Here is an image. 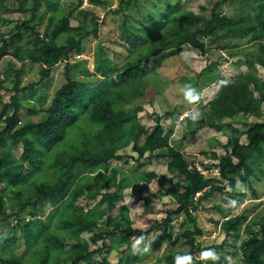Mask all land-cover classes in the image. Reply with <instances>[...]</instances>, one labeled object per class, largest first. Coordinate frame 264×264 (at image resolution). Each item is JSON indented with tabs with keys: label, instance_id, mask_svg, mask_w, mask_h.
Instances as JSON below:
<instances>
[{
	"label": "trees",
	"instance_id": "trees-1",
	"mask_svg": "<svg viewBox=\"0 0 264 264\" xmlns=\"http://www.w3.org/2000/svg\"><path fill=\"white\" fill-rule=\"evenodd\" d=\"M83 1L80 0V4ZM92 1L102 3V0ZM227 1L218 0L209 17L185 10L181 4H169L161 17L149 15L140 30L132 34L125 30L124 38L115 40L119 48L98 52L96 73L100 77L89 82L71 76L70 60L73 55L83 53V43L91 34L86 31L84 20L90 17L96 26L99 23L93 12L84 10V19L79 26H73L74 9L79 6L57 15L60 0H47L45 13L50 12V24L41 33L36 23L41 0L20 1V11L25 10V3H33L32 17L17 24L9 36L0 30V61L10 54L22 63L13 75L14 84L8 87L15 94L0 112V121L6 125L0 131V228H4L0 264H26V254L33 251L37 264H59L58 251L61 250L68 253L67 260L71 264H112L108 256L113 251L123 254L119 264H135L143 261L144 256L133 252L131 238L136 234L149 236L162 227H171L177 212L185 213L194 227L177 235L174 243L183 239L190 249L182 253L171 251L159 259L158 264L226 263L223 258L225 242L204 246L198 240L204 232L196 222L194 212L211 193H224L231 187L234 189L231 197L244 200L246 193L242 188L247 187L255 175L249 150L264 153V121L256 122L247 130L248 144L236 136L225 145L233 150L231 155L222 157L216 164L221 173L218 180L206 177L197 165L187 160L183 151L172 145V134L166 133L161 124L162 117L158 118L156 126L140 125L128 141L121 139L127 125L142 111V108L133 109L127 105L134 101L136 96L131 91L148 74V67L157 68L166 53H180L185 46L207 55L206 38L209 36L218 39L213 42H217L221 50L228 48L225 39L232 35L235 38L250 37L257 46L248 61V73L239 75L233 82L219 79V90L212 100L217 120L239 114L262 116L264 78L258 74L256 64L264 67V0H247L254 5L256 14L249 12L240 17L222 13L221 5ZM4 2L0 0V4ZM130 2L127 0L124 5ZM62 38L66 40L61 43ZM158 40L166 42V47L153 49ZM124 56L126 58L122 61ZM27 62L42 66L43 79L51 76L56 65L65 62L67 78L45 108L46 118L20 126L22 100L37 90L35 84L22 87L21 76ZM0 87H4L2 82ZM254 91L259 92L258 97ZM175 114L176 110H172L164 116ZM92 127L99 128L96 136L87 130ZM131 141L138 153L139 167L144 159L151 163L152 158H169L170 170H176L179 176L178 181L172 182L168 188L163 187L157 194L159 197L173 196L179 203L177 211L169 212L164 220H151L145 214L144 223L152 225L147 231L133 227L134 221L125 204L116 217L111 215L117 202L124 201L127 187L144 180L152 182L159 177L154 170L143 171L136 177L134 171L110 163L124 158L118 151ZM19 147L22 153L17 156L15 151ZM41 173H46L47 178H42ZM222 180L226 184L223 185ZM114 187L117 190H112ZM253 192L257 194L256 190ZM99 196L102 198L88 211L77 204L81 197L92 201ZM105 204L107 207L102 209ZM29 209H33V214L26 220L24 214ZM12 219L17 220L15 226L11 224ZM256 226L260 228L258 232ZM222 227L234 242L237 249L234 254L241 252L245 264H264V213L251 219L246 214H238L225 220ZM94 229L98 231L90 241L82 236V233ZM71 237L77 242L71 243L66 250ZM100 241L102 246L92 249V245ZM154 247L151 244L149 248L153 250ZM179 253L181 257H178Z\"/></svg>",
	"mask_w": 264,
	"mask_h": 264
},
{
	"label": "rangeland",
	"instance_id": "rangeland-1",
	"mask_svg": "<svg viewBox=\"0 0 264 264\" xmlns=\"http://www.w3.org/2000/svg\"><path fill=\"white\" fill-rule=\"evenodd\" d=\"M20 1L5 0L3 4H0V30L8 36L10 30L15 28L17 24H21L22 21L32 17L33 3H25L23 6L25 10L20 11ZM126 1L102 0V3H95L92 0H84L80 4V0H60L58 5L60 10L57 11V15L61 11L68 12L70 8L79 6L74 9L75 14L71 21L73 26H79L81 20L84 19L82 13L84 10L93 12L94 17L99 21L96 26L93 18L89 17L84 20L86 31L91 32V34L83 43V53H77L71 57V76L74 79L89 82L99 78L100 76L96 73L98 52L103 49L109 51L110 48L118 47L115 40L124 38L125 30L129 31L130 34L140 30L144 23L149 20V15L161 17L162 12L167 9L169 4H181L185 10H191L209 17L218 0H130L128 5H124ZM253 6L247 0H228L221 5L220 10L224 15L240 17L242 15L247 16L249 12L256 14ZM47 9V0H41L36 21L38 23L37 28L41 33H44L50 24V12L45 13ZM18 20L21 21L18 22ZM211 38V36L206 38L209 49L207 55H202L199 51L185 46L180 53H166L165 57H161L162 61L157 68L152 69V65L148 67V74L131 91L132 95L136 96L134 101L127 105L133 109L142 108V111L138 113L136 120L127 125L126 133L121 140L128 141L140 125L156 126L158 118L162 117L161 124L166 133L172 134V145L183 151L187 160L192 165L201 168L206 177H214L218 180L221 178V173L216 164H219L222 157L231 155L233 150L231 146L226 148L225 145L236 136L240 137L242 143H249L246 132L256 122L264 121V103L261 107L262 116L239 114L235 117L217 120L214 115L212 100L219 90L217 85L219 79L224 78L228 82H233L239 75L248 73L250 70L248 61L251 54H255L253 52L257 51V46L251 42L250 37L235 38L232 35L225 39L228 48L221 50L217 47V42H213L218 39ZM65 40L62 38L60 42ZM164 43L166 42L158 40L153 49L160 50L166 47ZM125 58L126 56L122 61ZM113 59L116 61V58L113 57ZM21 65V61L10 56V54L5 55L0 61V83L2 82L4 86L0 87V112L6 103L11 102V98L15 94L8 87L14 84L13 75L18 68H21ZM256 68L258 74L264 78V67L256 64ZM41 71L42 66L39 64L31 62L25 64L21 76L22 87L35 84L37 90L34 95L22 100L20 126L44 120L46 118L45 108L51 103L56 90L66 82L65 62L56 65L49 78L43 79ZM251 87L253 88V85ZM254 95L258 97L259 92L254 91ZM172 110H176L174 116H164L166 112ZM5 127V123L0 121V131ZM98 129V127H92L87 130H91L92 136H96ZM121 140L118 142H122ZM133 147V141L124 145L118 151L119 154L124 155V158L120 161L114 159L110 163L120 165L126 171H134L136 177L141 172L149 170L157 172L159 177L152 182L144 180L136 186L127 187L124 191V201L117 202L111 215L116 217L122 210V205L125 204L128 206L129 215L134 221L133 227L140 231H147L152 225L144 223L145 214L151 220H164L169 212L177 211L179 203L173 196L165 194L159 197L157 194L163 187L168 188L178 181L179 176L176 170H170L169 158L157 160L152 158L151 163L148 159H144L141 160L143 165L139 167L136 160L138 153L134 151ZM249 152L255 175L251 178L250 184L242 188V192L246 193L244 200L233 199L231 194L234 193V189L231 187L226 189L224 193L219 191L211 193L210 197L205 199L194 212V218L204 232L203 236L198 237V240L204 246L225 242L226 249L223 251L225 264L245 263L241 252H238L237 255L234 254L237 249L232 238L223 229V222L238 214H246L251 219L264 213V153L258 154L252 150ZM15 153L19 156L22 153V148H17ZM132 156H135V159H132ZM44 174L47 175L41 173L40 176L47 178ZM222 182L223 185L226 184L224 180ZM1 187L3 188L4 185ZM112 190H117V188L114 187ZM253 190H256V195ZM101 198L102 196H99L97 200L88 201L85 197H81L77 204L85 207V210L88 211ZM106 207L105 204L102 209ZM9 211L11 210L9 209ZM32 214L33 209H29L24 217L29 220ZM103 222H106V219H103ZM11 224L15 226L17 220L12 219ZM193 227L194 223L189 220L185 213L177 212L173 217L171 227H162L149 236L134 235L131 238L130 246L135 254L142 253L144 256L143 261L135 264H158L159 259L164 258L171 251H179L180 253L189 251L190 248L183 239L178 244H175L174 241L177 235L187 229H193ZM102 228L105 229L104 226ZM259 229V226L255 227L256 232ZM3 231L4 228H0V242L4 237ZM97 231L98 229H94L92 232L86 231L82 233V236L90 241L91 236ZM245 236L247 235H243V237ZM74 242H77L76 238H69L65 247L66 250ZM102 244L103 242L100 241L97 245H92V249L102 246ZM151 244L155 246L153 250L149 248ZM180 253L178 257H181ZM58 255L61 258L59 264H71L70 260H67V252L61 250L58 251ZM108 257L112 264H119L123 254L113 251ZM24 261L26 264H37V256L34 251L26 254ZM160 264H166V262Z\"/></svg>",
	"mask_w": 264,
	"mask_h": 264
},
{
	"label": "built area",
	"instance_id": "built-area-1",
	"mask_svg": "<svg viewBox=\"0 0 264 264\" xmlns=\"http://www.w3.org/2000/svg\"><path fill=\"white\" fill-rule=\"evenodd\" d=\"M199 169L203 172V170L201 168H199Z\"/></svg>",
	"mask_w": 264,
	"mask_h": 264
}]
</instances>
